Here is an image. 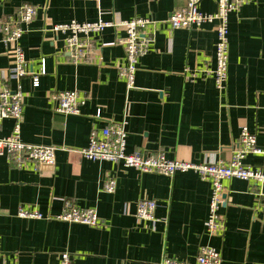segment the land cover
<instances>
[{"label":"crops","instance_id":"1","mask_svg":"<svg viewBox=\"0 0 264 264\" xmlns=\"http://www.w3.org/2000/svg\"><path fill=\"white\" fill-rule=\"evenodd\" d=\"M188 0H0V20L25 5L37 9L21 40L32 77L8 80L13 66L0 32V89L25 96L21 138L56 150L55 165L17 168L0 156V264H59L68 253L72 264H163L166 259L196 264L203 246L217 249L222 264H264V185L233 179L224 182L228 206L221 212L222 237L206 232L212 187L195 172L172 177L141 174L122 165L84 159L93 131L127 121V152L163 154L168 160L198 165L229 163L248 128L264 150V0H248L230 16L228 83L219 93L208 73L215 69V25L174 30L171 14ZM200 11L213 14L216 0ZM152 20L151 43L139 59L134 89L122 78L125 50L121 29L91 39L85 61L75 63L54 25ZM78 92L86 98L78 116L53 112L51 95ZM100 113V117L97 114ZM13 121L0 135L8 137ZM244 164L263 160L248 155ZM116 181L113 194L104 185ZM157 203L155 221L137 219L140 200ZM69 204L93 209L101 228L55 220ZM36 210L42 220L21 219L18 208ZM51 219L48 220L47 218Z\"/></svg>","mask_w":264,"mask_h":264},{"label":"built area","instance_id":"2","mask_svg":"<svg viewBox=\"0 0 264 264\" xmlns=\"http://www.w3.org/2000/svg\"><path fill=\"white\" fill-rule=\"evenodd\" d=\"M99 3L100 0H91ZM204 0H188L184 9L171 14L169 24L172 29L200 28L204 24L215 25L217 44L215 53V69L208 74L214 79L215 87L219 93H225L228 83V67L230 56V16L237 12L248 0H216L217 11L213 14L200 11ZM37 14L32 5H23L18 13L7 19L0 20V32L3 35L2 43L10 50L13 66L9 70L8 80L19 83L23 78L32 77L33 87L38 88L39 74L29 71V64L25 59L24 51L20 45L26 31L24 27L31 24ZM156 24L149 19H133L131 21H110L102 19L94 23H78L72 21L67 24L54 25L49 32L55 42L62 41L75 63L85 61L87 53L91 50L92 36L102 34L108 29H121L124 37L120 44L125 50V64L122 69V78L128 89H134L138 62L143 57L151 43L148 32L155 29ZM25 96L18 88L16 90L4 87L0 89V127L4 121L12 120L13 128L8 137L0 135V156H5L11 165L17 168L34 164L36 167L54 166L56 150L51 146L31 145L24 143L21 138L22 120ZM53 112L65 117L78 116L81 107L85 105L86 98L78 92H55L51 95ZM100 117V113L97 114ZM127 121L112 123L101 131H93L88 147L81 151V156L91 162H110L122 165L125 168L136 169L141 174L164 175L172 177L177 172L193 171L201 179L210 182L212 187L209 204V215L206 221V232L211 236L222 237L226 224L221 212L228 206L224 182L233 179L253 181L257 185H264V150L260 149L257 137L248 128L242 130L237 149L233 151L229 163L222 161L198 165L168 160L163 154L143 155L127 152ZM248 155L260 156L263 163L259 167L244 164ZM107 193L113 194L116 190V181L109 179L104 185ZM156 201L140 200L137 204V219L140 221H155ZM18 217L21 219L42 220L44 216L36 210L26 207L18 208ZM48 220L51 218L48 217ZM55 220L74 225H85L99 229L103 222L93 209H80L69 204L66 209L55 217ZM73 257L68 253L60 255L59 264H72ZM221 253L212 247L203 246L199 250L196 264H222ZM163 264H189L166 259Z\"/></svg>","mask_w":264,"mask_h":264}]
</instances>
